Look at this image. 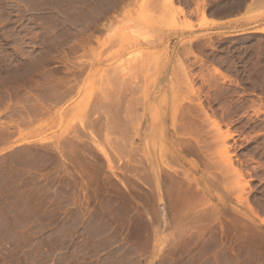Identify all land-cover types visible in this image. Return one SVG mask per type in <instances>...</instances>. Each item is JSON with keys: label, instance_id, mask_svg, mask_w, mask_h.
I'll return each mask as SVG.
<instances>
[{"label": "rangeland", "instance_id": "374dc122", "mask_svg": "<svg viewBox=\"0 0 264 264\" xmlns=\"http://www.w3.org/2000/svg\"><path fill=\"white\" fill-rule=\"evenodd\" d=\"M0 264H264V0H0Z\"/></svg>", "mask_w": 264, "mask_h": 264}, {"label": "crops", "instance_id": "0c3cea01", "mask_svg": "<svg viewBox=\"0 0 264 264\" xmlns=\"http://www.w3.org/2000/svg\"><path fill=\"white\" fill-rule=\"evenodd\" d=\"M252 5H250V3H249L246 7H244L237 14H229V15H225V16L213 15L211 17V19H213L214 21L217 22L218 27L247 25L246 23H243V20L245 19L246 13L249 12L250 9L255 8V6H252Z\"/></svg>", "mask_w": 264, "mask_h": 264}, {"label": "bare ground", "instance_id": "6f19581e", "mask_svg": "<svg viewBox=\"0 0 264 264\" xmlns=\"http://www.w3.org/2000/svg\"><path fill=\"white\" fill-rule=\"evenodd\" d=\"M156 117V116H155ZM157 118H158V116H157ZM165 118V117H164ZM158 118V119H154L153 118V125L156 123V122H159V123H161V122H163V121H165V119H167V118ZM170 120H171V122H172V124H174L175 122V120H176V118H174V116H172L171 115V117H170ZM156 180V179H155ZM157 183V182H156ZM156 185H158V183L156 184Z\"/></svg>", "mask_w": 264, "mask_h": 264}]
</instances>
